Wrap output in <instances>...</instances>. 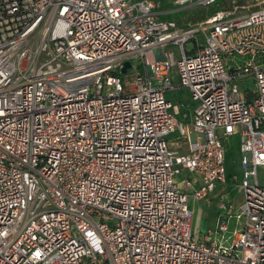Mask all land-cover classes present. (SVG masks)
<instances>
[{
    "label": "built area",
    "instance_id": "built-area-1",
    "mask_svg": "<svg viewBox=\"0 0 264 264\" xmlns=\"http://www.w3.org/2000/svg\"><path fill=\"white\" fill-rule=\"evenodd\" d=\"M166 2L193 0H0V264H264V7L184 27ZM234 134L229 246L227 215L198 239L189 201L227 182Z\"/></svg>",
    "mask_w": 264,
    "mask_h": 264
},
{
    "label": "rangeland",
    "instance_id": "rangeland-1",
    "mask_svg": "<svg viewBox=\"0 0 264 264\" xmlns=\"http://www.w3.org/2000/svg\"><path fill=\"white\" fill-rule=\"evenodd\" d=\"M198 0L186 4V6H178L175 3L166 2L163 9L171 11L168 14L161 15L163 19L176 20L181 26L187 27L193 23H197L206 16L210 15L211 11H218L222 9L234 8L239 6L241 12L246 11L248 8L257 9L258 7H264V0H218L211 6H199L196 5ZM239 10V11H240ZM242 60L239 57V61ZM134 61V67L139 63L136 59ZM230 64H235V61L231 59ZM174 81L178 82V77L174 75ZM244 91L250 89L254 91L256 84L254 79L248 78L245 82ZM246 94H249L248 92ZM250 95V94H249ZM167 97L174 103L182 102L184 104H190L192 101L190 95L185 89L170 90L167 92ZM178 134L174 133L169 139H174ZM218 135H223V130H218ZM225 143V165L227 171V182L216 183V188L212 190L208 197L202 200L195 198L190 199L189 208L192 211V230L195 236L200 239L206 233L212 230H216L218 221L221 216L227 215L226 221L228 222V230L221 232L217 235L218 242L223 245L231 246L236 230L242 229L244 220H239L237 212L239 211L238 206L242 202L243 189L240 185L243 176V164L241 156V142L239 134L232 136H225L223 138ZM187 149V148H186ZM258 180L259 183L264 185V165L258 166ZM192 176L194 179L202 181L203 178L198 173H187L184 172L176 177V183L178 186L183 187L185 185L186 177ZM232 204L233 215L230 217L228 214L229 209L222 207V204Z\"/></svg>",
    "mask_w": 264,
    "mask_h": 264
},
{
    "label": "crops",
    "instance_id": "crops-1",
    "mask_svg": "<svg viewBox=\"0 0 264 264\" xmlns=\"http://www.w3.org/2000/svg\"><path fill=\"white\" fill-rule=\"evenodd\" d=\"M192 103V102H191ZM191 103L188 105V104H184V107L183 109L181 110L182 111V114H185L188 116V119L191 118V112H192V106H191ZM182 119H184V117L182 116Z\"/></svg>",
    "mask_w": 264,
    "mask_h": 264
},
{
    "label": "water",
    "instance_id": "water-1",
    "mask_svg": "<svg viewBox=\"0 0 264 264\" xmlns=\"http://www.w3.org/2000/svg\"><path fill=\"white\" fill-rule=\"evenodd\" d=\"M131 66L130 62H127L125 67L123 68V72H126L127 68Z\"/></svg>",
    "mask_w": 264,
    "mask_h": 264
},
{
    "label": "trees",
    "instance_id": "trees-1",
    "mask_svg": "<svg viewBox=\"0 0 264 264\" xmlns=\"http://www.w3.org/2000/svg\"><path fill=\"white\" fill-rule=\"evenodd\" d=\"M215 12H216V10L215 11H211L209 16H212L213 14H215ZM209 16H206L205 18H207Z\"/></svg>",
    "mask_w": 264,
    "mask_h": 264
}]
</instances>
